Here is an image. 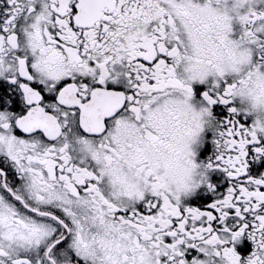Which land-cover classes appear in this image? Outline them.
<instances>
[{"label": "snow or ice", "instance_id": "snow-or-ice-1", "mask_svg": "<svg viewBox=\"0 0 264 264\" xmlns=\"http://www.w3.org/2000/svg\"><path fill=\"white\" fill-rule=\"evenodd\" d=\"M0 264H264V0H0Z\"/></svg>", "mask_w": 264, "mask_h": 264}]
</instances>
